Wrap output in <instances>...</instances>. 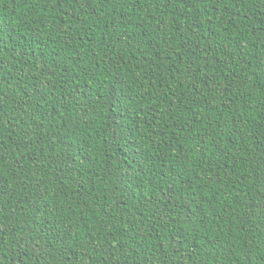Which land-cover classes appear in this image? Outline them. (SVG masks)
<instances>
[{
  "label": "trees",
  "instance_id": "obj_1",
  "mask_svg": "<svg viewBox=\"0 0 264 264\" xmlns=\"http://www.w3.org/2000/svg\"><path fill=\"white\" fill-rule=\"evenodd\" d=\"M0 225V264H264V0H0Z\"/></svg>",
  "mask_w": 264,
  "mask_h": 264
},
{
  "label": "snow or ice",
  "instance_id": "obj_2",
  "mask_svg": "<svg viewBox=\"0 0 264 264\" xmlns=\"http://www.w3.org/2000/svg\"><path fill=\"white\" fill-rule=\"evenodd\" d=\"M2 233H3V226L0 225V234H2ZM0 243H2V241H0ZM37 243H39V242H37ZM6 256H7V253H4L3 256H0V260L6 258Z\"/></svg>",
  "mask_w": 264,
  "mask_h": 264
}]
</instances>
